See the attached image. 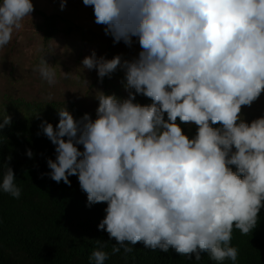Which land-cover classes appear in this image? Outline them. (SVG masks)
<instances>
[{
    "label": "clouds",
    "instance_id": "1",
    "mask_svg": "<svg viewBox=\"0 0 264 264\" xmlns=\"http://www.w3.org/2000/svg\"><path fill=\"white\" fill-rule=\"evenodd\" d=\"M66 3L61 0V10ZM83 4L93 7L95 23L114 43L131 45L136 37L141 51L123 64L126 99L99 92L95 120L86 113L77 121L63 108L56 129L44 123L57 153L47 161L51 179L70 186L69 176L76 175L89 206L107 203L98 229L117 242L112 254L121 248L131 253L129 245L142 243L189 260L207 253L235 264L233 228L252 232L264 207V117L249 124L240 115L264 92V0ZM33 11L32 0H0V49ZM82 65L95 69L102 82L121 57L109 60L93 51ZM35 70L56 84L55 67L44 55ZM137 94L153 103H134ZM4 113L0 129L11 124ZM177 119L198 126L194 138ZM26 154L33 155L30 149ZM0 190L21 195L8 165ZM108 256L94 250L90 260L104 264Z\"/></svg>",
    "mask_w": 264,
    "mask_h": 264
},
{
    "label": "trees",
    "instance_id": "2",
    "mask_svg": "<svg viewBox=\"0 0 264 264\" xmlns=\"http://www.w3.org/2000/svg\"><path fill=\"white\" fill-rule=\"evenodd\" d=\"M32 3L38 16L34 31L43 39L47 54L44 58L47 61L48 56L53 54L50 47L54 40L62 35L70 36L75 31L80 32L83 27L59 12H77L69 0L63 10L61 0H45L43 3L46 7L49 5L58 9L51 13L38 2ZM120 45H116L120 50L130 51L127 52L129 62L138 58L141 51L138 38H132L131 45ZM135 45H138L137 50ZM113 47L111 43L108 45L106 59L116 56ZM120 57L121 65L103 78L102 93L126 99L125 56L121 54ZM38 61L40 63V59ZM57 63L55 60L56 68ZM134 103L150 105L153 101L137 94ZM63 108L77 121L86 113L92 120L96 119V111L80 109L71 100H28L9 92L0 97V123L4 109L11 117V124L0 129V183L8 165L13 169L16 185L21 188L18 199L0 190V264H94L90 260L94 250L109 254L104 264H233L228 259L223 262L212 260L207 253L201 254L200 261H196L194 256L189 260L174 249L170 248L165 253L159 249L145 248L142 243L129 245L133 247L131 253L126 254L121 248L119 253L112 254L113 244L117 242L105 230L98 229L106 216L107 203L89 206L87 194L81 189L76 175L69 176L70 186L63 181L57 183L49 175L51 169L47 161H55L57 153L56 146L44 134L43 125L47 122L56 129L60 120L58 111ZM240 115L249 124L254 120L244 108ZM177 123L189 138L197 134L198 126L195 124L182 123L179 119ZM212 126L221 127L220 124ZM77 147L83 151V145ZM29 149L33 153L31 158L26 154ZM230 167L236 170L235 166ZM231 246L238 250L235 264H264V207L252 232L244 235L233 228Z\"/></svg>",
    "mask_w": 264,
    "mask_h": 264
},
{
    "label": "rangeland",
    "instance_id": "3",
    "mask_svg": "<svg viewBox=\"0 0 264 264\" xmlns=\"http://www.w3.org/2000/svg\"><path fill=\"white\" fill-rule=\"evenodd\" d=\"M38 2L48 12H56L55 7H46L45 0H32ZM77 8V12L59 11L63 16L70 18L83 27L80 32H73L70 36L62 35L52 42L50 49L53 54L47 58V62L55 67L57 82L50 86L43 80L35 69L39 65V59L45 53L43 39L34 31V24L38 22V16L33 11L31 17L24 19L23 28L14 30L11 42L0 49V97L9 92L14 96L24 97L28 100L51 101L71 100L77 107L83 110L96 111L99 101L96 98L99 92H103V81L98 78L97 71L83 68L82 61L95 51L97 57H105L107 47L111 43L113 53L117 56H125L128 60V49L120 50L124 42L114 43L113 37L105 34V26L95 23L92 6H85L83 0H69ZM136 38V37H133ZM138 45H135L137 50ZM122 51V52H120ZM136 54V52H135ZM55 57V58H54ZM70 73L67 78L62 74ZM249 112L250 118L264 117V92L251 106H242Z\"/></svg>",
    "mask_w": 264,
    "mask_h": 264
}]
</instances>
